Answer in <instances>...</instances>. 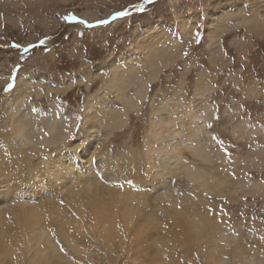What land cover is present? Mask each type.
<instances>
[{"label": "rangeland", "instance_id": "obj_1", "mask_svg": "<svg viewBox=\"0 0 264 264\" xmlns=\"http://www.w3.org/2000/svg\"><path fill=\"white\" fill-rule=\"evenodd\" d=\"M87 10L95 17L61 16ZM9 84L15 87L6 95ZM129 99L137 101L134 107ZM16 111L47 131L45 121L62 123L72 159L88 153L80 161L87 174L101 172L103 192L149 194L127 235L112 244L93 232L98 223L86 211L77 241L88 253L75 264H246L240 250L264 264V0H0V123H12ZM157 121L165 139L177 123L182 150L173 152L197 165L208 163L182 141H208L219 157L212 189L195 188L183 162L168 158L174 172L162 173L178 201L170 207L154 199L163 176H153L158 168H151L146 144ZM194 126L196 137L189 135ZM1 129L3 163L13 157L22 164L16 177H23L30 171L26 154ZM35 149L52 155L61 148ZM36 155L42 170L44 159ZM193 212L214 224L213 238L202 221L201 229L191 226ZM220 230L233 235L229 242L216 237Z\"/></svg>", "mask_w": 264, "mask_h": 264}, {"label": "bare ground", "instance_id": "obj_2", "mask_svg": "<svg viewBox=\"0 0 264 264\" xmlns=\"http://www.w3.org/2000/svg\"><path fill=\"white\" fill-rule=\"evenodd\" d=\"M61 14L63 20L80 16L84 19L95 17L90 10L84 11L80 15L72 12ZM142 85L143 87L145 86L143 83ZM124 89L126 90V88ZM144 89L146 88L144 87ZM10 91L11 90H8L6 95H10ZM136 102L135 99H129L126 104L129 107H134ZM16 110L18 109L16 108ZM9 113H11V111ZM3 114H5V112ZM189 114L191 115L192 122L197 123L198 115L194 114L193 112H189ZM27 117V114L24 112H18L17 118H15L12 123H0V128H2V131L12 134L13 142L11 140V145L18 151V153L21 152L23 155L26 154L25 157H27V162L25 163V167L30 170L29 172L23 171V177H16L17 171L20 170L22 164L14 163V161L12 162V160H14L13 157L12 159L10 158L9 163L4 164L3 162L6 157L4 155L6 154L2 151L3 147L0 145L2 147H0V264H75L77 261H80V259L86 257V254L88 253L87 248L82 247V245L77 241L79 238H82L84 234V231L81 232L83 229L81 225L82 218L84 219L86 211H88L89 214L96 220L95 222L98 223V226H96V231L93 232L98 233L102 241L109 237L111 239L110 243L112 244L115 239L124 238L127 235H124V233H126V230L130 229L133 223H135V217L141 213L140 211L145 206L147 200L145 199L146 196L144 195L147 192L142 195L140 199L135 198L138 197V195L134 193L135 191L130 193L134 190H131V188V191H128L127 195L125 193H123L125 194L123 195L120 192V194L117 193L116 197H114L115 195L111 196L116 192L114 193L112 191L113 194L112 192L111 194L106 191L103 192L102 185L104 181L100 177L101 172L95 171V173H92V175L87 174V172L84 170L86 167L83 168V163L80 161L81 156H87L88 153L86 154L85 152L84 155V151H82V153H79L78 151V153L76 152L78 157L72 159L68 151V145L70 143L68 144L66 142L68 131L66 132L65 126L61 125L62 123L58 124L56 122L44 120L45 122H43L47 124V126H51V132L47 131L43 126H38L35 119L30 121V119L27 120ZM94 117L97 119L95 115ZM161 121L160 123L159 121H157V123L154 122L155 124L152 125L146 144V149L148 152L147 154L150 158V161L152 158L151 156L153 155V160L150 164L151 168H158V170H154L156 173H154L153 176H156V174H161L163 176L162 177L160 175L162 177V187L160 186V188L157 189V192L154 193L156 194L154 199H165L169 201V204L170 202L177 203L178 201L176 197V194L178 193L176 187L174 186L171 179L165 178V172L162 173V171L165 170L168 174L171 171L174 172L173 167L169 166L171 165V162L168 160V158L174 159V164H177L178 166L180 162H183L180 167L183 171L182 173H184L185 176L194 182L195 188L199 187L209 190L212 189L211 187L215 185L212 181L215 176L214 172L212 171V164L214 163L215 158L218 157L215 153L216 151L212 149L208 141L205 142V140H201L197 142L191 141L185 143V141H182L181 139L180 141H182L185 147L190 149L193 156L200 158L199 160H202L206 164L208 163V165L201 166L194 162L187 161V158L182 156V152H173L176 148L181 149L176 137L179 136L182 138L183 131H181L178 128L177 123L174 122V127L172 126V130H165L169 132L168 135L171 133L169 138L165 139L162 137V131L164 130H161L159 126L163 122ZM198 133L199 131L195 126L189 131V135L192 137H196ZM91 134V140H94L96 138L94 135L96 134ZM194 139L190 138V140ZM153 140L154 142L157 140V145L153 143ZM39 146H42V150L46 148V152H49L48 149H50L51 146L52 148L60 147L61 149L58 152L55 151V154L53 153L52 155H44L35 149V147L37 148ZM5 147H7V145L4 146V148ZM91 148L93 147L91 146ZM36 154L40 155L41 159H44L42 170L40 168L37 169L36 166L38 163H35V157L32 158V156H35ZM220 158H223V156ZM86 160L87 158L85 161ZM13 164L15 165L12 166ZM113 164L114 163H112V165ZM109 170H111V168ZM10 171L15 172L13 175L8 176ZM106 184H108V186L111 185V183ZM146 191H148V189ZM172 193L175 194L172 195ZM155 203H157V201ZM171 205L172 204H170V207H172ZM9 213L13 214L11 218L7 216ZM72 213H75L74 215L76 216L74 217ZM197 215V213L192 214L191 217L194 220H189V222L193 228L201 229L199 228L201 226L199 225L198 221H202V219H196ZM201 223H203L202 227H204L207 232L210 231L211 235L214 224L203 221ZM72 228L74 230L77 229L73 234L70 231ZM213 235L214 234L211 235L212 238ZM216 237L223 240L224 242H229L233 235L225 232L224 230H220ZM103 242L105 243V241ZM110 243H107V246L109 249H112ZM165 244L166 243H164L163 240L159 241V245L163 251L166 248ZM238 254L242 256V261H244L246 264L261 263V260L259 261V259L256 257H250L248 254H245L244 250H240ZM168 255L173 256L172 254ZM72 256H75L76 259H73ZM210 258H212L211 254L208 256V259ZM212 261H214L213 258ZM217 264H227V261L225 259H221L218 260Z\"/></svg>", "mask_w": 264, "mask_h": 264}, {"label": "snow or ice", "instance_id": "obj_3", "mask_svg": "<svg viewBox=\"0 0 264 264\" xmlns=\"http://www.w3.org/2000/svg\"><path fill=\"white\" fill-rule=\"evenodd\" d=\"M125 14L126 13H123V12L118 13V15H125ZM72 19H75V17H72ZM81 23H85V21H81ZM100 23H106V21H100ZM196 35L198 36L199 33L197 32ZM25 51H27V49H25ZM185 54H187V53H185ZM14 87L15 86L13 84H9V85H7V90H12ZM17 91L19 92L21 90L18 89Z\"/></svg>", "mask_w": 264, "mask_h": 264}]
</instances>
